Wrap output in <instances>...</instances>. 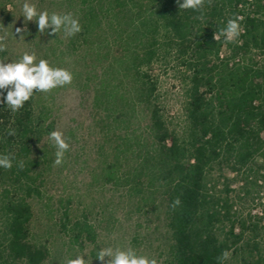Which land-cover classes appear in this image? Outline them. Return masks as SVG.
Returning <instances> with one entry per match:
<instances>
[{
	"label": "trees",
	"instance_id": "obj_1",
	"mask_svg": "<svg viewBox=\"0 0 264 264\" xmlns=\"http://www.w3.org/2000/svg\"><path fill=\"white\" fill-rule=\"evenodd\" d=\"M56 1L82 31L51 41L36 28L28 51L68 69L82 106L103 128H121L102 176L162 209L166 264H218L225 250V264H264V210L244 215L237 208L264 191V0H203L198 11L177 0ZM236 16L241 34L226 42L220 30ZM171 60L185 90L182 134L168 123L154 75ZM58 98L56 88L34 94L16 113L0 108V154L14 157L11 169L0 168V264L50 258L35 221L55 159L48 133L65 131ZM142 115L145 128L130 132ZM66 220L71 242L93 245L96 255L90 216L66 213Z\"/></svg>",
	"mask_w": 264,
	"mask_h": 264
},
{
	"label": "rangeland",
	"instance_id": "obj_2",
	"mask_svg": "<svg viewBox=\"0 0 264 264\" xmlns=\"http://www.w3.org/2000/svg\"><path fill=\"white\" fill-rule=\"evenodd\" d=\"M55 1L33 0L40 10L60 13L62 6L58 1L55 4ZM23 2L0 0V35L7 37L6 50L0 52V57L5 62L18 60L23 52L28 51L29 35L37 28L34 22H28L27 31L22 33L23 40L17 42L14 39L15 28H25L21 11ZM41 37L48 38L47 35L39 34L38 38ZM154 75L160 80V101L168 123L182 134L186 117L183 110L185 90L180 80V70L176 62L171 60L168 64L156 66ZM57 95L60 97L57 103L65 128L62 132L71 144V150L66 153L62 166L53 165L45 197L37 203L35 231L51 250L45 264H67L69 259L78 255H86L89 264H101L95 259L93 245L82 249L71 242L63 226L67 222L66 213L73 218L83 214L90 216L97 226L100 248L130 247L139 254L156 259L157 264H166L168 233L162 209L146 206L127 187L106 183L102 176L104 161L111 158V150L117 135L122 132L121 128H109L106 124L103 128L99 123V115L91 112V107L82 106L79 88L74 82L57 88ZM139 119L131 122L130 132L145 128L146 117L142 115ZM237 195L234 193L235 197ZM261 197L255 204L250 200L239 201L237 208L244 215L253 209L255 212L262 211L264 191Z\"/></svg>",
	"mask_w": 264,
	"mask_h": 264
},
{
	"label": "clouds",
	"instance_id": "obj_3",
	"mask_svg": "<svg viewBox=\"0 0 264 264\" xmlns=\"http://www.w3.org/2000/svg\"><path fill=\"white\" fill-rule=\"evenodd\" d=\"M177 2L184 10L198 11L203 6V0H177ZM21 11L25 28H15L14 39L17 42L23 40L22 33L27 31L28 22L35 23L40 35L54 37L51 41L59 39L58 34L60 33H63V37L67 39L82 31L79 19L71 12L61 14L55 11L50 13L48 10H40L33 0H24ZM200 19H203V16ZM242 19L240 16L229 19L226 26L220 30L226 42H232L240 36L242 31L240 21ZM6 40V35H0V52L6 50ZM72 82L73 74L68 69L51 66L48 59L38 58L34 51H25L18 60L0 62V108H7L12 113H16L34 94H47L53 89L71 85ZM9 135H15V132H9ZM48 139L55 148L54 166H62L66 153L71 150V144L60 130L50 131ZM13 159L14 157L11 155L0 154V168L11 169ZM19 167L22 168L23 164H19ZM180 204L181 201L177 198L172 207H178ZM230 256V251L225 250L217 258L218 264H225ZM85 257L87 256L78 255L69 259L67 264H89L88 257L87 259ZM95 259L99 260L101 264H157L156 259L139 254L137 250L130 247H103L97 252Z\"/></svg>",
	"mask_w": 264,
	"mask_h": 264
}]
</instances>
